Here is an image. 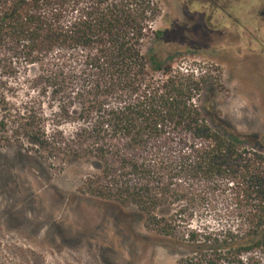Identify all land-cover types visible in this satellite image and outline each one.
Returning <instances> with one entry per match:
<instances>
[{
    "label": "trees",
    "instance_id": "trees-1",
    "mask_svg": "<svg viewBox=\"0 0 264 264\" xmlns=\"http://www.w3.org/2000/svg\"><path fill=\"white\" fill-rule=\"evenodd\" d=\"M159 14L154 0H0V129L93 157L84 190L145 212L188 249L182 264H264V150L199 104L218 85L211 71L144 51L166 34ZM66 122L80 124L69 137L47 130ZM163 141L176 155L136 157ZM219 197L222 225L194 227L196 207Z\"/></svg>",
    "mask_w": 264,
    "mask_h": 264
},
{
    "label": "rangeland",
    "instance_id": "rangeland-1",
    "mask_svg": "<svg viewBox=\"0 0 264 264\" xmlns=\"http://www.w3.org/2000/svg\"><path fill=\"white\" fill-rule=\"evenodd\" d=\"M154 1L160 14L153 27L166 34L150 38L144 51L154 47L176 66L211 71L218 85L206 88L199 104L264 150V26L253 28L247 13H258V0L251 8L249 0H223L228 16L219 26L222 15L212 0ZM79 126L48 123L47 130L69 137ZM178 147L163 141L136 157L150 158L151 151L176 155ZM95 172L93 157L50 153L0 129V264H182L188 249L150 229L145 212L84 190ZM225 217L219 197L196 207L192 225L214 228Z\"/></svg>",
    "mask_w": 264,
    "mask_h": 264
},
{
    "label": "flooded vegetation",
    "instance_id": "flooded-vegetation-1",
    "mask_svg": "<svg viewBox=\"0 0 264 264\" xmlns=\"http://www.w3.org/2000/svg\"><path fill=\"white\" fill-rule=\"evenodd\" d=\"M257 1V0H254ZM223 0H212V3L214 4V7L216 10H219L220 15H222L221 20L222 22H218L217 26L221 25L224 20L227 18L228 16V11L226 10V6L224 4H222ZM248 3V5L251 8V4H253V0H249L246 1ZM256 6H259L260 9L258 11V13L253 14L252 12H247L248 16L251 18L252 22H255L253 24V28H255L256 30L258 29H263L262 26H264V0H258V3L255 4ZM233 20H235L234 24H238L240 23L239 18H234ZM259 39V38H258ZM259 40H264V39H259Z\"/></svg>",
    "mask_w": 264,
    "mask_h": 264
}]
</instances>
